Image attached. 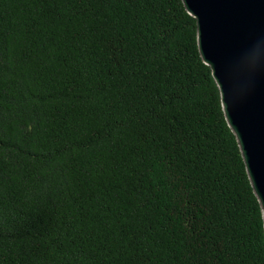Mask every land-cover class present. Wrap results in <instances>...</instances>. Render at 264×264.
Returning <instances> with one entry per match:
<instances>
[{
  "label": "trees",
  "instance_id": "1",
  "mask_svg": "<svg viewBox=\"0 0 264 264\" xmlns=\"http://www.w3.org/2000/svg\"><path fill=\"white\" fill-rule=\"evenodd\" d=\"M0 264H264L183 0H0Z\"/></svg>",
  "mask_w": 264,
  "mask_h": 264
},
{
  "label": "water",
  "instance_id": "2",
  "mask_svg": "<svg viewBox=\"0 0 264 264\" xmlns=\"http://www.w3.org/2000/svg\"><path fill=\"white\" fill-rule=\"evenodd\" d=\"M264 219V0H183Z\"/></svg>",
  "mask_w": 264,
  "mask_h": 264
}]
</instances>
